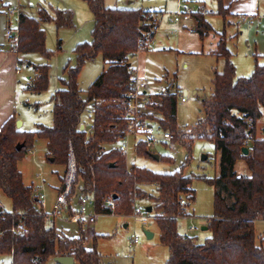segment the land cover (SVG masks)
<instances>
[{
    "label": "trees",
    "instance_id": "16d2710c",
    "mask_svg": "<svg viewBox=\"0 0 264 264\" xmlns=\"http://www.w3.org/2000/svg\"><path fill=\"white\" fill-rule=\"evenodd\" d=\"M82 1L93 15L92 40L78 44L73 50L76 66L66 65L63 69L67 79L60 80L61 88L51 98L52 126L39 125L33 132H24L16 127V117H11L0 128V191L12 204L10 211L0 209V255H11L12 264H47L58 256H72L78 264H103L95 245L91 250L84 247L86 232L81 224L79 235L74 238L46 225L37 209L33 187L23 182L18 163L32 151L37 140H44L46 157L52 164L65 166L70 153L73 154L76 179L72 195L78 189L80 195L91 197L99 215L112 214L105 204L110 198L116 203L113 215L118 216L133 214L138 200L147 198L156 203L150 207L155 212L160 242L169 250L165 264H264V248L257 243L254 224L264 219V135L257 137V121L264 110V64L256 61L249 77H237L225 39L218 44L217 57L225 59V65L221 72L214 73L213 93L202 102L204 117L197 128L203 133L201 136L209 135L220 154L219 175L204 178L214 190L213 215L207 225L211 236L203 243H194V238L179 234L177 229L178 219L188 214L182 210L181 200H186L187 208L195 199L190 187L193 178L184 175L182 169L157 173L145 167L128 166L126 155L117 145L123 137L124 121L122 107L116 100H123L130 92L133 70L130 58L139 45L153 40L158 17L143 9L107 8L104 0ZM219 14L225 17L221 8ZM47 22H53L57 28L73 27L68 11L56 10L52 16L42 9L37 18L20 13L15 52L38 53L49 60L53 52L46 49V34L41 28ZM211 31L204 16H198L195 32L200 38ZM97 56L102 57L106 66L83 99L79 73L85 63ZM30 66L35 77L27 90L45 92L50 66ZM160 100L147 104L157 114L147 113L145 117L183 142L185 137L175 120L177 95L167 91ZM89 104L93 107L91 132L80 129ZM247 140L250 143L245 145ZM19 144L23 146L17 150ZM243 148L248 149L246 155ZM135 151L138 156L151 158V152L141 143ZM159 157V161H172ZM238 160L246 163L250 176L236 174L234 167ZM147 185L155 187L157 195L141 188ZM68 212L73 216L70 207ZM16 227L26 233L16 235L12 232ZM92 238L96 244V236Z\"/></svg>",
    "mask_w": 264,
    "mask_h": 264
},
{
    "label": "rangeland",
    "instance_id": "374dc122",
    "mask_svg": "<svg viewBox=\"0 0 264 264\" xmlns=\"http://www.w3.org/2000/svg\"><path fill=\"white\" fill-rule=\"evenodd\" d=\"M200 2H205L207 11L211 10L208 0ZM104 4L107 8L143 9L150 13L148 15L164 13H162L159 28L150 48L131 57L130 64L146 83L150 103H159L161 95L167 91L177 95L175 120L185 140L178 141L175 137L171 144L159 145L149 150L162 158H171V162L138 156L132 140L126 153L127 163L130 166L145 167L157 173H174L182 169L184 175L193 178L190 187L194 191L195 199L190 201L187 207L188 214L178 219L177 229L179 234L194 238V243H203L211 236L209 230L201 228L208 225V218L213 215L214 198V190L204 181V178L214 179L219 175L220 154L214 142L208 138L209 135L201 136L203 133L197 127L204 117L202 102L209 100L213 93L212 79L215 70L221 72L225 65V59L207 54L209 49L214 48L217 35L211 33L204 37V54L191 51L201 46V42L196 44L190 39L183 43L178 42L177 34L168 35V46H160L163 39L161 37L175 27L168 20V13L174 12L176 8L172 0H104ZM42 9L52 16L56 10L68 11L73 27L57 28L53 22L42 23L41 28L46 34L45 47L53 52V56L47 60L38 53L20 55L22 63L19 66L21 83L17 116L25 121L22 129L24 132H33L36 124L45 127L52 126L51 98L54 92L61 88L60 80L67 79V73H63V69L66 65L75 67L74 48L78 44L92 40L93 15L87 3L82 0H0V45L5 46L6 49L10 47L11 41L6 38L5 32L9 29H16L19 12L28 17L37 18L39 10ZM11 11L15 13L9 14ZM212 17V24L217 31H220V34L223 31L233 36L237 33L234 43L227 42V38L224 37L225 46L229 52H234V55L230 53L236 76L249 77L256 61L264 64V52L262 51L264 21L239 20L234 28L227 29V26L223 27L220 16L212 15ZM187 33L195 39L200 37L191 28L187 30ZM222 38L223 35L220 40ZM59 42L60 49L58 50ZM29 62L35 65L50 66L49 86L45 92L34 93L25 90L26 74L32 72L33 76L35 75ZM105 66L102 57L97 56L82 67L78 85L83 99ZM182 97L185 99L184 102H181ZM144 110L146 114H157L154 108ZM82 118L84 124L90 125L86 128L92 127V104L86 107ZM257 127L260 131L264 127V110H262V117L257 121ZM263 135L264 133L257 134V137ZM119 144L120 142L117 143L118 146ZM46 152V142L37 140L32 151L18 163V169L23 176L24 184L41 187V193L45 196V211L51 212L56 195L62 187L67 164L65 166L52 164L47 160ZM236 169L242 175L248 174V167L243 160L237 161ZM141 188L148 194L157 195L153 186L147 185ZM80 196L79 190L76 189V195H73L70 204L73 215L79 210ZM152 204L156 205L154 201L147 198L138 200L135 206L141 209L140 215H99L88 228L82 227L86 232L84 247L91 250L95 245L103 264H165L169 257L168 248L160 242L159 236L148 239L145 234V231L149 232L151 226L155 227V214L146 212V208ZM11 208L10 199L0 191V209L10 211ZM254 224L257 243L264 248V219L256 220ZM54 227L59 234L74 238L79 235L80 223L72 218L68 208H64L59 218L55 219ZM191 227H195L196 230L190 231ZM92 235L97 238L96 244L93 243ZM135 235L139 237V242L130 248L131 237ZM11 260V255H0V264H12ZM47 264H56V262L50 259Z\"/></svg>",
    "mask_w": 264,
    "mask_h": 264
},
{
    "label": "built area",
    "instance_id": "2783aa9c",
    "mask_svg": "<svg viewBox=\"0 0 264 264\" xmlns=\"http://www.w3.org/2000/svg\"><path fill=\"white\" fill-rule=\"evenodd\" d=\"M175 6V11L168 13V20L174 25L192 23L196 26L198 22V16H205L208 13L204 5H197L194 9L190 8L195 6H193L188 0H175ZM14 13V11L9 12L11 15ZM16 35L17 29H9L6 32L7 37ZM152 41H148L146 44L139 45L137 52L133 57L137 56V54L143 51H147L150 48ZM130 81V92L123 100H116L117 104L122 107L121 118L124 121L123 137L120 139L119 144V148L121 149L122 153L126 155L132 140L135 143V147L137 144L141 143L148 150L154 149L159 145H167L168 143L171 144L175 140L174 134L168 130L160 129L156 124L145 117L146 113L144 109L149 103L150 95L147 94L146 83L144 80L140 79L137 70H132ZM184 101L185 99L182 97L181 102ZM85 129L86 128L83 130ZM92 130V127L87 128V132H91ZM249 143L250 140H247L245 145ZM75 179L76 166L73 154L70 153L63 184L56 195L51 212L45 211V196L41 193V187H33L34 194L37 198V209L42 212L47 226H54V221L55 219L59 218L61 211L64 208L70 207L73 198L72 191ZM78 202L79 210L72 216V218L78 221L82 227L87 228L96 221L99 214L94 210V204L91 197H85L81 195L78 199ZM180 203L182 210L187 212V208L185 207L186 200L182 199ZM105 204L111 209V215H113L116 208V203L114 200L110 198ZM133 214L140 215L141 209L135 206ZM195 230V227L190 228V231ZM12 232L16 235H23L26 233V230L21 227H16L12 229ZM138 242L139 237L137 235L131 237L129 247L132 248Z\"/></svg>",
    "mask_w": 264,
    "mask_h": 264
},
{
    "label": "crops",
    "instance_id": "0c3cea01",
    "mask_svg": "<svg viewBox=\"0 0 264 264\" xmlns=\"http://www.w3.org/2000/svg\"><path fill=\"white\" fill-rule=\"evenodd\" d=\"M188 1H190L192 3V5L195 7L197 5H204V7L206 9L205 2H200L201 0H198V1L197 0H188ZM172 2H174V4H175L174 0H172ZM208 4H209V8L211 10L208 11V13L204 16V18H205V21L210 25L212 31L209 32L207 34V36L211 33H215L217 35V37H216L217 39L215 40L216 44H215L214 48L209 49L207 51V54H209V55L213 54V55H216V57H217L216 51L218 49V43H219V40L222 37V35H223V38L224 37L227 38V42L231 41V43H234L236 35H237V33L234 36L229 35V34L227 35L226 31H223L222 34H220V31H217L212 24V21H213L212 15L220 16V18H222V21H223V27L225 28L227 26V29L230 27L234 28L235 24H237V21L239 23V20H243V21H245V20H249V21L257 20L258 22H261L262 20L264 21V0L262 2H260V0H208ZM220 8L224 11L225 17H223L222 15L219 14ZM20 13L21 12H19V14ZM162 13L163 12L155 13L156 16L158 17V25H157V29L154 33V38L156 36L157 30H158L159 25H160V21L162 19L161 18ZM19 14H18V16H19ZM160 14H161V16H159ZM17 20H18V17H17ZM190 28L192 29V31L195 32V30H193V29H195V25H193L192 23L175 25L173 30H169V31L165 32V35H163L161 37L163 39L161 40L160 46H163V45L168 46V44H169L167 42L168 35H173V34L176 35L177 34L176 39L178 42L183 43L187 39H190L193 43L196 42V44L201 42L202 43L201 46L193 48V50L191 49V51H193L194 53L204 54L205 46L203 43H204L205 39L204 38L200 39V37H198V39H195V37H190L187 33V30H189ZM16 29H17V27H16ZM6 32H5V36H6ZM237 32H238V30H237ZM240 34H242V32H240ZM6 38H8L11 41L10 47L8 49H6L5 46L0 45V128L3 126V124L9 118L16 117L17 120H21L20 122H21L22 128H20V129L22 130L25 126V121L22 118L17 116L18 102L20 99L19 87H20V83H21V80L19 78V76L21 74L19 66H20V63H22V61H21L22 59L20 57V54H17L14 50L16 36H12V37L6 36ZM263 38H264V31H263ZM255 51H256V49H255ZM262 51L264 52V45H263ZM230 52L232 53V55H234L233 51H230ZM255 53H257V52H255ZM256 57H258V56H256ZM29 63H31V62H29ZM31 64H34V63H31ZM223 68H224V66H223ZM215 72H217V71L215 70ZM26 76H27L26 77L27 81L25 82V90L28 91L27 90L28 84L35 77V75L33 76L32 72H28L26 74ZM140 79H142V78L140 77ZM145 109H149V108L145 107ZM151 122H153V121H151ZM39 125H41V124H36L35 129ZM83 126H84V128H86L90 125L87 126L86 124H83ZM262 131H264V127H263ZM262 131L258 130V127H257V134L258 135H261V133H263ZM238 161H242V160H238ZM128 165H129V163H128ZM236 165H237V162H236L235 167H234L235 172L238 176H241L242 174L237 171ZM247 176H250L249 169H248ZM32 187H34V186H32ZM213 200H214V198H213ZM152 213H155V212H152ZM113 216H115V215H113ZM190 216L191 215H189V217ZM205 227H207V226H205ZM206 230H208V229H206ZM149 232L152 233V237L150 239L155 238L156 236H159V238H160V232H159V229H158L156 223H155V227L151 226L149 228ZM168 253H169V250H168ZM76 263L77 262L75 261L74 264H76Z\"/></svg>",
    "mask_w": 264,
    "mask_h": 264
},
{
    "label": "water",
    "instance_id": "95a60500",
    "mask_svg": "<svg viewBox=\"0 0 264 264\" xmlns=\"http://www.w3.org/2000/svg\"><path fill=\"white\" fill-rule=\"evenodd\" d=\"M193 30H195V29H193ZM20 126H21V122H20V120H17L16 121V127L20 128ZM80 129L83 130L84 126L81 125ZM263 133H264V131H263ZM22 146H23V144H19V145L16 146V149L20 150L22 148ZM242 153L244 155H246L248 153V149L247 148H243L242 149ZM150 157L152 159L156 160V161H158L159 158H160L159 155L155 154V153H150ZM111 166H113V164ZM114 198H116V195H114ZM151 211H152L151 207H147L146 208V212L150 213ZM201 229L202 230H206L207 227H202ZM145 234H146V237L148 239H150L152 237V233H150L148 231H145ZM54 260H55L56 264H74L75 263V260H74V258L72 256H58V257H55Z\"/></svg>",
    "mask_w": 264,
    "mask_h": 264
}]
</instances>
